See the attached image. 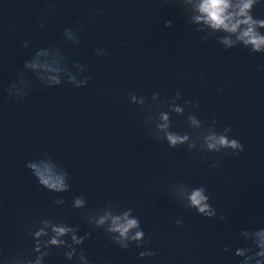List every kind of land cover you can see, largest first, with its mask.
<instances>
[{
  "label": "water",
  "instance_id": "1",
  "mask_svg": "<svg viewBox=\"0 0 264 264\" xmlns=\"http://www.w3.org/2000/svg\"><path fill=\"white\" fill-rule=\"evenodd\" d=\"M45 9V0H0V247L6 254L21 246L31 251L22 226L49 217L78 227L80 235L92 232L82 246L92 264H238L234 251L247 244L241 231L264 227V68L258 70L264 56L202 43L179 9L163 0H55V10L41 16ZM93 9L104 15L85 21ZM253 15L264 18V7L257 6ZM168 20L171 29L164 26ZM80 22L81 43L73 46L62 33ZM24 41H30L27 49ZM49 45L63 51L69 66L85 65L88 85L44 88L27 73L34 90L21 103L9 98L4 89L24 62ZM96 48L109 55L97 56ZM123 91L149 98L180 91L184 99L199 102L202 121L215 114L220 128L230 126L244 153L209 156V163L219 162L210 169L196 152L152 141L140 111L116 95ZM173 122L176 131L186 130L182 118ZM45 153L69 172L68 192H48L25 167ZM176 181L206 186L226 221L181 209L167 191ZM79 195L91 209L109 200L134 209L156 256L141 260L144 249L121 251L110 244L86 223L85 210L72 208ZM57 197L67 202L57 206ZM177 219L183 221L179 228ZM226 246L232 251L224 252ZM63 251L53 249L47 264H67Z\"/></svg>",
  "mask_w": 264,
  "mask_h": 264
},
{
  "label": "clouds",
  "instance_id": "2",
  "mask_svg": "<svg viewBox=\"0 0 264 264\" xmlns=\"http://www.w3.org/2000/svg\"><path fill=\"white\" fill-rule=\"evenodd\" d=\"M46 9L40 13L46 15L48 11L55 10V0H45ZM179 9L186 24L195 32L202 43L214 42L221 50L228 52L236 48L246 49L249 55L264 56V18L253 15L257 6L264 7L262 0H163ZM104 15L102 9H93L85 21ZM46 21L39 27L43 29ZM165 28L173 27L172 21H165ZM84 22L78 28H65L62 36L65 42L73 46L81 43L80 32ZM30 41H24L22 47L27 49ZM3 48L0 42V49ZM97 56H107L108 51L103 48L94 50ZM63 51L55 45L38 49L29 60L23 64V70L4 91L8 97L21 103L34 90L35 85L27 73L44 88L58 87L70 84L75 88L86 87L91 79L84 76L88 71L85 65L72 62ZM264 68L261 64L258 70ZM75 69V71H73ZM200 83L205 87L208 81L201 74ZM231 87V85H227ZM223 87L218 91L223 92ZM130 105H134L141 114V122L147 136L154 142L166 144L171 150L184 149L188 154H200V163L207 164L210 169L219 167L218 161L209 163V156H239L244 153V145L234 137L230 126L219 127L215 114L210 120L202 121L196 113L200 110L199 102L186 100L180 91L172 96L162 97L159 92L152 93L151 97L136 94L131 91L117 92ZM180 101H183L181 104ZM189 109L191 111H189ZM182 118L186 122L185 131H176L173 118ZM38 182L39 186L48 192L61 194L70 190L69 172L57 164L47 153L38 160L26 163ZM171 199L184 211L194 212L207 220L218 218V222H225L226 216L217 213L211 204V196L204 185L193 186L186 181H176L167 188ZM67 201L57 197L54 203L62 206ZM3 201H0L2 206ZM72 208L82 211V216L90 228L101 231L110 244L117 246L121 251H128L135 246L144 249L139 252V258L154 257L156 253L150 250L151 241L146 239L145 231L141 225L140 217L134 214L130 207H120L109 200L101 207L91 209L88 207L84 195L72 199ZM183 224L177 219V228ZM31 241V251H25L23 246L12 254H6L0 247V264H47L53 249H63V257L67 264H92L83 250L86 241L92 239V232L80 235V229L62 220L49 217H39L29 224L22 226ZM240 236L247 244L237 247L234 256L238 257V264H264V227L257 229H244ZM224 252H231V247H225Z\"/></svg>",
  "mask_w": 264,
  "mask_h": 264
}]
</instances>
